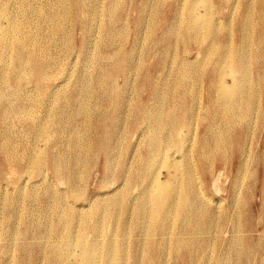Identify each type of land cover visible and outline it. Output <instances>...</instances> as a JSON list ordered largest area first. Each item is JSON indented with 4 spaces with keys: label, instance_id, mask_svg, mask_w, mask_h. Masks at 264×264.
Instances as JSON below:
<instances>
[{
    "label": "rangeland",
    "instance_id": "1",
    "mask_svg": "<svg viewBox=\"0 0 264 264\" xmlns=\"http://www.w3.org/2000/svg\"><path fill=\"white\" fill-rule=\"evenodd\" d=\"M57 1L0 0V11L5 9L7 15L5 19L0 18V23L8 27L5 41L8 47L11 44L9 49L6 46L5 51H2L3 61L0 62V264H50L53 259H56L58 264H64L60 259L61 255L57 253L49 257L50 251L61 239L58 229L62 227V223H59L58 209H62L63 217L69 220V230L73 235L76 234L73 238L75 253L66 260V264H79L76 253L81 250V246L87 248L89 244L96 243L104 250L110 236L115 240L116 249L124 244L128 249L124 264H138L133 244L140 232L132 215L125 214L122 206L120 212L124 215L123 218L114 216L109 220L105 213H94L88 205L106 203L112 198V192L116 188H121L120 191L125 196V181L117 175L122 172H129L131 175L137 173L140 165L138 155L144 153L150 143L146 133L148 130L151 132V128L146 122L147 115L141 112L144 107L147 108L146 111L159 108L164 111L172 107L177 114L188 108L195 110L197 116L194 120L189 118L180 124L181 127H177L179 134L177 133L172 145L167 146L171 143L162 141L169 127L166 123L158 133L162 140L157 139L155 146L165 149L162 155L166 160L174 156L182 161V165H186L183 156L187 155L190 164L192 161L194 166V184L201 186V200L202 203L205 202L203 207L207 205L215 216L217 214V220L222 216L228 220L224 228L216 229L217 235L212 238L213 247H207L206 254L199 251L202 246L200 235L195 240L194 251L182 249L177 253L173 247L174 235L179 230L185 233V221L183 217L175 215L174 220H171L173 222L169 224L167 237L170 241L164 244L167 250L164 262L183 264L181 258L185 253L186 264H219L226 257V248L229 247L233 248L234 252L232 264H263L264 59L256 62L254 55L264 52V39L261 37L264 34V0H208L212 21L220 20L217 22L221 24V30L217 34L211 33V40L221 44L231 40L234 45L233 59L237 58L235 55L241 44V17L250 3L254 8V15L250 13V18L253 19V36L251 34L252 37H249L246 43V53L249 52L248 56L250 54L249 74L251 72L254 84L251 85L254 96L250 101L248 117L249 124H253L250 125L251 136L244 151H238L237 136L241 124L234 123L226 133L229 138L227 147L219 154V158L214 159L201 155L204 135L212 130L209 129L213 127L210 124L217 119L208 100L210 90L207 75L213 71L214 62L204 55L207 42H196L193 37L187 35L188 0H120V7L113 12L108 10L110 0ZM75 5H83L86 11L96 8L99 12L95 11L94 18H89L92 21H86L88 25L85 22L82 25L78 19L79 15L75 13ZM175 5L183 6L182 15L180 14L178 20L179 34L174 26L176 19L172 18ZM205 9V5L199 4L194 10L196 15L193 12L191 15L199 18L200 12ZM51 15L56 16L55 21H50ZM197 22L199 23V20ZM56 23L63 28H57ZM228 23L230 27L226 26ZM52 24L53 26H50ZM50 31L53 34L49 33ZM18 39L26 42L24 47L19 45ZM31 48L36 50L33 60L37 65H42L47 79L42 80L38 76L25 74L30 71L27 58L31 60L32 57L27 54ZM108 54L113 55L112 58L117 60L118 66H111ZM220 57L221 54H216V58ZM187 66L193 67L194 72L180 84L179 77L189 70ZM96 124L110 128L111 132L114 130L112 133L120 135L116 148L118 156L112 164V170L107 169L106 156L102 150L95 147L94 142L98 136L105 140L110 138L112 133L109 132V136H105L107 133L104 128L99 126L97 130ZM43 126L49 131L48 138L42 135L45 128ZM78 131L83 134V146L76 144L74 139ZM112 140L111 136L109 141ZM35 146L47 149L50 155L60 154L66 162L65 172L56 174L49 160L42 166L41 172L32 170L29 157ZM131 153L134 156L131 157ZM79 158L85 161L80 162L78 173L69 180L70 173L67 168ZM166 164L167 161L163 163L164 166ZM241 165H244V170L239 169ZM237 175L241 177L237 178ZM170 177V172L160 168L158 178L168 181ZM134 184L129 199L135 201L143 183ZM59 198L61 205L57 206ZM92 213L95 216L93 219L89 218ZM235 216L241 224V238L231 241ZM86 219L88 221L84 222ZM122 219L129 225L130 234L126 236ZM152 236L154 241L162 238L158 233ZM246 240L253 247L249 248ZM154 247L157 249V245L154 244ZM144 254L148 258L153 257L149 250ZM54 256L56 258H53ZM97 261L99 264H117L110 256L106 259L99 256ZM152 263L154 261H151Z\"/></svg>",
    "mask_w": 264,
    "mask_h": 264
},
{
    "label": "bare ground",
    "instance_id": "2",
    "mask_svg": "<svg viewBox=\"0 0 264 264\" xmlns=\"http://www.w3.org/2000/svg\"><path fill=\"white\" fill-rule=\"evenodd\" d=\"M94 2H96V0H94ZM208 2H209L208 0H188V2H187L188 5L186 6V4H185V6L187 8L184 7V11L186 8L187 14H189V15H187L188 22L186 24V27L188 30L187 35L193 37V39H195L196 42L197 41L207 42L208 45H206V47H205V50H204L205 54L204 55H206L207 56L206 58H208L210 61L214 62L213 71L209 72L207 75L208 82H209V90H210L209 95H208V100L210 102L209 101L208 102L211 104V106L214 110L213 114L215 117H217V119H215L210 124V126H213V127L212 128L209 127V129H212V130L209 131L208 134L204 135L205 140L202 144V151H201V155L203 157H206L208 159H214V158H217L219 156V154L223 151V149L225 147H227L228 142H229V138L227 137L226 133L234 123L235 124H237V123L241 124V127L238 129V136H237L238 151H244L245 147L247 146L249 136H251L250 125L252 123L249 124L250 119L248 117L250 114V101L252 100V98L254 96V92H253V88L251 86L253 84L252 83L253 82L252 76L250 75L251 72L249 74V68H250L249 67V62H250L249 56H250V54L248 56L247 54L249 52L246 53V50H247V48H246L247 44L246 43L248 41V38L252 34L251 33V29H252V22L251 21L253 19L250 18V16H251L250 13H252L254 11V8L251 6V3H250L249 7L246 9V11L243 13V15L241 17V20L239 22L241 44L237 49V54L235 55L237 58L233 59L234 54L232 52V47H234V45L232 44L231 40H226L222 44L221 43H214L213 39L211 40V33L214 32L215 34H217L218 31L221 30L220 29L221 24L219 25V23H218L220 20L219 21L218 20L212 21V10L209 7L210 5ZM57 3H58V1H57ZM232 3H234V2H232ZM199 4L205 5L206 9L203 12H200V17L198 18L197 16L195 17L194 15H191V13L193 12L196 15V11H194V10L196 9V7ZM234 5H236V4H234ZM119 7H120V0H113V1L110 0V2L108 4V10L110 12L116 11V9H118ZM75 9H76L75 13L77 15H79L78 19L80 20L82 25H84L83 23L84 22L86 23V21L87 22L92 21V20H89V18L92 19L93 15L94 16L96 15L95 11L99 12V10L97 11L96 8H93L91 11H89V10L86 11L83 8V5H80V6L75 5ZM232 9H234V8H232ZM4 10L0 11V18L5 19L7 17V15H6V12ZM55 11H56V8H55ZM182 12H183V6L182 5L181 6L175 5L172 9V18L176 19L175 20L176 25L174 23V26L177 28V29L175 28V30H177V34H179L178 33V30H179V27H178L179 21L178 20L180 19L179 17H180V14ZM232 12H234V11H232ZM58 13H59V11H58ZM58 13H56V14H58ZM48 19H49V17H48ZM51 19H52V21L53 20L55 21L56 16L51 15L50 21H51ZM198 20H199V23L197 22ZM5 21H7V20H5ZM47 21H49V20H47ZM17 23H19V22H17ZM56 24H57V26H56L57 28H59V29L63 28V26H61L59 23H56ZM229 24L230 23H228L227 25L225 24V25L227 27H230ZM86 25H88V24L86 23ZM50 26H53V24ZM100 27H102V26H100ZM7 28L8 27H5V25L0 23V62L3 61L2 51H5L6 46L8 47V45H7L8 43H7V41H5L6 36L8 35V34H6ZM223 28L225 29L226 27H222V29ZM9 29H11L10 26H9ZM9 29H8V32H10ZM19 29L21 31V28H19ZM85 30H86V28H85ZM12 31H11V33H12ZM49 33H52V32L50 31ZM175 33L176 32H174L173 34L175 35ZM13 35H14V33H13ZM252 36H253V34H252ZM22 37H24V36L22 35ZM261 37L264 39V34H262ZM18 40H19V45L24 47V43H26V42L22 41L21 39H18ZM41 43L43 44V42H41ZM55 44H57V43H55ZM10 45H9L8 49L10 48ZM3 54H4V52H3ZM216 54H218V55L221 54V57L216 58ZM27 55H30L32 57L31 60L29 58H27L28 59L27 63L30 65V71L28 73H25V72H23V73L38 76L39 79H42V80L47 79L48 76H47V74L44 73L42 65L41 64L37 65L38 63L36 64L35 60H33L34 56L36 55L35 48H31ZM107 56L110 57L109 61H110L111 66H113V65L118 66V64L116 63L117 60H114L112 58L113 55L111 56V54H108ZM246 57H248L247 60H244ZM10 58H8V59H10ZM254 58H255L256 62H259L260 60L264 59V52L262 54H259V53L255 54ZM132 60L134 61V59H132ZM189 60H191V59H189ZM205 60H207V59H205ZM8 61H10V60H8ZM171 62H173V61H171ZM4 63H6V62H4ZM7 63H9V62H7ZM142 65H143V63H142ZM187 67H189V70L186 71L185 73H183L182 75H180V77H179L178 81L180 84L184 83L188 78H190L191 73L194 72L193 67H191V66H187ZM205 67H206V65H205ZM196 70H197V68H196ZM56 72H57V70H56ZM197 73H198V71H197ZM111 75H113L112 72H111ZM166 75H167V73H166ZM214 76H216V77H214ZM167 77H168V75H167ZM167 80H168V78H167ZM83 83H82V85H83ZM191 85H192V83H191ZM194 85H195V83H194ZM199 88H201V87H199ZM54 89H56V87ZM161 92H162V90H161ZM87 93H88V91H87ZM162 95H163V93H162ZM162 95L160 94V96H162ZM171 95H173V94H171ZM257 97H259V96H257ZM161 101H162V99H161ZM193 102H194V100H193ZM158 104H160V102ZM146 109L147 108L144 107V109H142L141 112L145 113L147 115L146 122L149 123L150 128H151V132L148 130L146 133L147 134L146 137L149 139L150 143H149L148 149L144 153H140L138 155L139 160H140V165L137 169L138 172L134 173L132 175L129 174V172H125V173L122 172V173L117 175L119 179H123L125 181L124 182V185H125L124 190L126 191L125 196H124V194L121 193V191H120L121 188L120 189L116 188L112 192V194H113L112 198L109 199L106 203L96 205V206H94V204L93 205L90 204L88 206H90L94 210V213H105L106 218L109 217V220H111L114 216H120L123 218L124 215L120 212V207H122V206H124L123 210L125 211V214L130 213L132 215L134 222H135V226L138 228V230L140 232V234H137L138 238L136 239V241H134V244H133V247L136 249V252H137L135 259L137 260L138 264H151V261H154V263H152V264H166L167 263V262H164V259H165L164 255L167 254V250L165 249L164 244H165V242L170 241V239L167 237L169 227H170L169 224L173 222V221L171 222V220L177 214L179 217H183V220L185 221L184 222L185 233L183 234L181 232L182 230L181 231L179 230L180 232L177 231V233L174 235L175 239L173 242V247H174L175 252L179 253L182 249L188 250L189 252L194 251L195 248L193 249V246L195 244V240H197L196 239V238H198L197 236L200 235L199 237H202V246L200 247L199 251L202 254H206V252L208 250L207 247L208 248L213 247L212 246L213 245L212 238H214L213 236L216 234V229L221 228V227L224 228V226L228 220L224 216H222L220 218L221 220L220 219L217 220V218H216L217 214L215 216L213 211H211L207 207V205L205 208L203 207L205 202L202 203V200H201V193L200 192H202V191L199 190L201 188V186L198 185V187H197V184L196 185L194 184V181H195L194 180V169H193L194 166H193L192 161L190 164V160H189V158H187V155L184 154V156H183L184 157L183 161L186 162V165H182V161L179 159H176L174 156L172 157V159L168 158V160H166L164 158V156L162 155L163 152H165V149L164 148L161 149L160 147L155 146L157 139L162 140L158 136V133L160 130H162V127L164 126V124H166V123L169 124L168 125L169 127L167 130V134L165 135V138L162 141L165 143H171L169 145L167 144V146H170L175 142V137L178 133L177 127L180 126V124H182L183 122H185V120L186 121H187V119L189 120V118L195 119V116H197V115H195L196 112L193 108H192L193 110L188 108V110H185L180 114L175 113L174 110L172 109V107H170L168 110H164V111L162 110V108H161V110L159 108L156 110H149V111H146ZM253 112L255 113V111H253ZM256 112H258V111H256ZM118 117H116V118H118ZM113 119H115V118H113ZM113 121H116V120H113ZM86 126H88V125H86ZM99 126L104 128L105 132L107 133V134H105V136H109V132H111V129L107 128L105 126H101L100 124H96L95 128L98 130ZM43 127H45V126H43ZM46 129H47L46 127L43 128L44 131H43L42 135L45 138H48L49 137V131H48V129L47 130ZM87 129H84V130H87ZM113 131L114 130H112V132ZM181 132H182V130H181ZM193 132H195V129H193ZM110 135L112 136V139H113L111 142L109 141V139H111V136H110V138H105V140L102 137L98 136L94 140V142H95V147L98 150H102L106 156L107 169L112 170V164H113L114 160L116 159V157L118 156L116 148L118 147L119 142H120V137H119L120 135L119 136L116 135L115 132L110 134ZM74 137H75L74 139L77 141L76 144L79 143L80 146H83V143H84L82 141L83 140V134L80 131H78L77 133H75ZM89 140H91V138ZM188 141L190 143L191 139ZM250 141H251V139H250ZM87 142L89 143V141H87ZM184 145H185V143H184ZM135 146H137V145H135ZM40 147L35 146L32 149L31 155L29 157L30 164H31L30 166L32 167V170L41 172L42 166L46 165V162H48V160H49V163L51 164V166H52L53 170L56 172V174L64 173L66 170L65 169L66 162L64 159H62L61 155L56 154V153H52L50 155L48 153L47 149L40 148ZM86 150L87 149H85V151ZM166 152L168 154V151H166ZM173 152H175V151L173 150ZM85 156H86V154H85ZM130 156L131 157L134 156L133 153H131ZM48 157H50V159ZM87 157H88V155H87ZM81 161H85V160H83V158L82 159L79 158V159L74 161V164L72 166L67 168V165H66L67 172L70 173V175L68 176L69 180H72V178H74L73 176H75V173L76 174L78 173V171H79L78 168L81 164L80 163ZM166 161H167V164L164 166L163 163H165ZM86 162H87V160H86ZM244 162L245 161H243V163ZM243 166L244 165H241V167L239 169L244 170L246 167V163H245L244 169L242 168ZM160 168L161 169L165 168L167 172H170L171 177L168 178V181L163 180L162 178H158V173L160 172ZM203 172H204V170H202V173ZM243 172H245V171H243ZM111 173H112V171H111ZM219 173H221V172H219ZM26 174H28V173H26ZM43 174H44V176H46L45 173H43ZM192 175H193V177H192ZM239 177H241V176H239ZM239 177L237 175V178H239ZM78 178L80 179L79 176H78ZM195 178L198 179L197 177H195ZM243 178H244V176H243ZM134 183H137V184L143 183L141 185V191L139 192V195L135 198V201L129 199V197L131 195V189H132ZM239 186H241V185H239ZM74 187H75V185H74ZM74 189L76 190V188H74ZM190 195L192 196V198H190ZM2 204H5V203H2ZM56 205L57 206L61 205V199L60 198L57 200ZM210 205H211V203H210ZM221 208H220V210H221ZM58 210H59V214H58L59 223H62V227L58 229V232L60 234L61 239L58 242V245L56 247H53V249L50 251L51 254L49 255V257L51 258V256H53L52 255L53 253H57V254L62 256V257L60 256V259L62 260V262L64 264H66V260H69L72 257V255L75 253L73 250V248L75 247V246L73 247L75 240L73 238L75 237L76 234L73 235L74 233L72 234V232L69 230V226H70L69 220L67 218L63 217L62 209H58ZM237 211H238V207H237ZM238 213H239V211H238ZM94 217L95 216L93 215V213L89 216V218H91V219H93ZM88 219L84 220V222L88 221ZM173 220H174V218H173ZM234 220L235 221H233L234 222L233 230L231 228V230H232V233H231L232 239H230L231 241L240 240V238H241L240 237L241 224L239 222V218L237 219V216H235ZM121 223L124 226L123 230H124L125 236L130 234L128 231V227H129L128 222L126 220L124 221L122 219ZM179 224H181V223H179ZM154 233L160 234L162 237L161 240L154 241L155 240L154 236H152V234H154ZM43 240H45V239H43ZM114 241H115L114 238L110 236L105 243L104 250H101L100 246L96 243L89 244L87 246V248H84L83 246H81V250L76 253L78 255V258H79V264H99L97 261V258L99 256H101L105 259L108 256H110L117 261V264H124L123 260L125 258V254H126V251L128 249L126 247H124L125 246L124 243H123L124 246L122 245L120 248L116 249ZM246 241H247V245L249 248L253 247V245H251V243L248 242V240H246ZM127 242H128V240H127ZM154 244L157 245V249L154 247ZM147 250H149L151 256L153 255V257L148 258V256H146V254H144L145 256L143 255V253L146 252ZM226 250H227V255L223 261L219 262V264H232V262H233L232 254L234 253L233 248L227 247ZM75 251H77V250H75ZM211 253H212V251H211ZM188 254H192V253H188ZM126 255H128V254H126ZM184 255L182 256L181 260H182L183 264H186L187 258H186L185 253H184ZM210 257H213V256H210ZM53 258H56V257L54 256ZM126 259H128V258H126ZM150 259H151V261H150ZM50 264H58V261H56V259H53ZM191 264H195V263H191ZM214 264H216V263H214Z\"/></svg>",
    "mask_w": 264,
    "mask_h": 264
}]
</instances>
